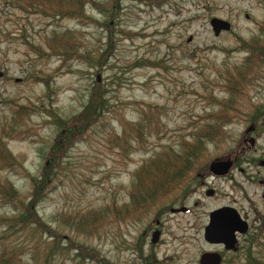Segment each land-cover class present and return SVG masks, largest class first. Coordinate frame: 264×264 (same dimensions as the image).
I'll use <instances>...</instances> for the list:
<instances>
[{"label":"rangeland","instance_id":"obj_1","mask_svg":"<svg viewBox=\"0 0 264 264\" xmlns=\"http://www.w3.org/2000/svg\"><path fill=\"white\" fill-rule=\"evenodd\" d=\"M95 2L78 21L0 0V257L129 264L149 224L184 205L189 214L160 218L165 243L148 240L146 263L137 264H200L219 252L204 239L210 213L232 206L251 212L253 225L244 251L225 259L247 264V242L260 240L255 254L264 245V118L247 137L255 145L244 144L256 105H264V63H241L257 54L262 62L264 0ZM215 18L231 30L216 36ZM66 43L76 46L74 56L59 55ZM237 78L238 88H229ZM243 88L248 98L234 95ZM218 117L229 122L183 186L172 185L141 214L115 215L131 205L144 164L180 153ZM216 160L234 161L228 175L209 176ZM208 188L217 195L207 197ZM26 212L38 222L20 221Z\"/></svg>","mask_w":264,"mask_h":264},{"label":"trees","instance_id":"obj_2","mask_svg":"<svg viewBox=\"0 0 264 264\" xmlns=\"http://www.w3.org/2000/svg\"><path fill=\"white\" fill-rule=\"evenodd\" d=\"M18 1V0H17ZM24 2L26 7L30 10L43 9L41 13L53 18V19H65L72 18L78 21H84L86 18V7L88 5H95V0H19ZM98 5V4H97ZM25 6V5H24ZM40 13V12H39ZM76 46L71 43L65 44L59 49H63L64 53L59 55L72 56L75 55L74 50ZM42 53V51H39ZM41 53H39L41 55ZM261 56V55H260ZM241 79L237 78L236 83L234 80L230 82L229 88H238V84ZM245 81V80H244ZM242 82V81H241ZM228 109V106H227ZM209 118V116H208ZM87 120V116H82L81 121ZM211 119V117H210ZM228 118L218 117V120L213 122H205V124L196 133L192 135V141L184 142L182 151H173L172 156L154 158L152 162L146 163L142 166L138 179L134 186V192L131 194V205L125 206L122 212H116L117 217H124L128 219L138 213H142L148 210V205L154 204L160 197H165L168 189L172 185L183 186L185 184L188 172L193 170L196 163L201 159L207 142L216 141L222 135V127L224 123H228ZM220 123V124H219ZM139 127L140 124L138 125ZM137 135V141H143L145 137L142 129L141 131L135 130ZM147 136V135H146ZM136 139V136H135ZM6 158V156H4ZM8 157V155H7ZM165 160V161H162ZM148 170L142 177V172ZM161 170V171H160ZM147 180H146V179ZM169 192V191H168ZM38 193V192H37ZM39 194H37L38 197ZM20 221L24 223L38 222L35 216L31 215V212H26L20 218ZM79 227H83L85 222H79ZM80 228H78L79 230ZM260 240L255 236L253 237L247 247L246 261L247 264H264V245L261 244L260 252L258 254L253 253L254 248H258ZM257 255V256H256ZM13 255L9 256L2 253L0 257V264H13ZM224 264H237L235 259L231 258L225 260Z\"/></svg>","mask_w":264,"mask_h":264},{"label":"water","instance_id":"obj_3","mask_svg":"<svg viewBox=\"0 0 264 264\" xmlns=\"http://www.w3.org/2000/svg\"><path fill=\"white\" fill-rule=\"evenodd\" d=\"M211 26L216 36L231 30L230 23L218 18L211 20ZM0 77H2L1 74ZM254 143L253 139L250 140L251 146ZM233 166L231 160H216L210 164V171L216 176L224 177L230 173ZM249 229L248 223L242 219L235 208L225 207L211 214L204 238L209 244H221L228 251H237L238 239L236 234L246 235ZM222 261L223 259L219 253H206L201 257L200 264H222Z\"/></svg>","mask_w":264,"mask_h":264},{"label":"flooded vegetation","instance_id":"obj_4","mask_svg":"<svg viewBox=\"0 0 264 264\" xmlns=\"http://www.w3.org/2000/svg\"><path fill=\"white\" fill-rule=\"evenodd\" d=\"M263 55V57L262 56H259V57H262V59H261V61L262 62H257L256 60L258 59V54H257V56L255 55V57L253 58V60L254 59H256V60H251V61H248V60H244L241 64H243V65H246V64H249V63H261V64H263L264 63V54H262ZM249 57V56H248ZM248 57L246 58V59H248ZM255 63V64H256ZM251 91H248V90H246V89H238V90H236L235 91V96H237V95H242V96H247V98L249 97V95L248 94H246V93H250ZM251 101H253V99H251ZM264 102V101H263ZM256 106H260V107H256L257 108V111H256V113H255V116H253L252 118H251V121H252V125H251V128L249 129V130H251V131H247L246 132V134H245V138H244V144L245 145H249V143H250V140H252V139H248L249 138V134L250 133H253V132H255V130H256V128H257V126H258V124L261 122V121H263V118H264V105H256ZM264 122V121H263ZM248 137V138H247ZM254 145H255V143H254ZM253 145V146H254ZM252 146V147H253ZM243 150H245V149H243ZM242 153H244V151L242 152ZM234 162V161H233ZM264 164V161H262L261 162V165L262 166H264L263 165ZM209 171H210V169H209ZM210 173L212 174V172L210 171ZM209 176H212V177H217V178H220L219 176H216V175H214V174H212V175H209ZM200 177V176H199ZM205 178H206V175H205ZM205 178H204V181L202 182V184H201V186H204V185H206V182H205ZM261 183V185H263L264 186V182L262 181V182H260ZM196 192V191H195ZM205 195L207 196V197H214L215 195H217V193H216V190H214L213 188H208L207 189V191L205 192ZM263 200H264V192H263ZM225 207H231V208H234V207H232V206H223V207H221V208H219V209H222V208H225ZM219 209H217V210H219ZM236 209V208H235ZM217 210H215V211H217ZM237 210V209H236ZM215 211H213V212H215ZM238 211V213L240 214V216L242 217V219L244 220V221H246L247 223H248V225H249V232L246 234V235H241V234H236V236H237V239H238V250L237 251H228V250H226V248H225V246L224 245H221V244H210L211 246H213V247H215V248H218L219 249V252H212V253H219L220 255H221V257H222V259H223V261H222V264H224V262H225V255H227V254H232L233 256H237L238 254H240L242 251H244V246L241 244V240L243 239V238H246L248 235H249V233H250V230H251V228H252V225L253 224H251V222H250V220L252 219V217H251V212L250 213H247V212H245L244 214H242L239 210H237ZM191 211H190V209L189 208H187L186 206H181L180 208H176V209H170L169 211H166V212H163L161 215H160V218H162V216L163 215H165V214H167V213H170L171 215H175V214H189ZM213 212H211L210 213V215H209V223H210V219H211V214L213 213ZM258 215V214H257ZM160 218H157V219H155V220H153L150 224H149V226L146 228V230H144V232H143V234H142V244L141 243H139V250H133L132 251V258L130 259V262H129V264H137V263H139V262H144V263H146V259H144V254H143V249H144V247H145V245H146V242L149 240L150 242H149V244H151V246L152 247H154V246H158L160 243L162 244V243H165L164 242V235L166 234V232H165V229H164V226H163V221L160 219ZM259 220V218H256V220H254L253 221V223H257V221ZM209 225V224H208ZM207 227V226H206ZM206 229V228H205ZM204 236H205V231H204ZM247 243H249V242H247ZM246 243V244H247ZM140 244H141V248H140ZM209 244V243H208ZM235 261H236V259H235ZM237 263V262H236ZM149 264H155V261H150V263Z\"/></svg>","mask_w":264,"mask_h":264}]
</instances>
